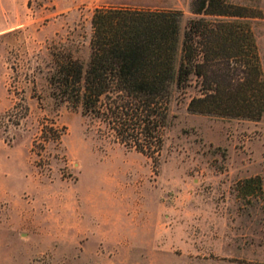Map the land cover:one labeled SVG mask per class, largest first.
<instances>
[{"label": "rangeland", "instance_id": "obj_1", "mask_svg": "<svg viewBox=\"0 0 264 264\" xmlns=\"http://www.w3.org/2000/svg\"><path fill=\"white\" fill-rule=\"evenodd\" d=\"M247 8L264 69V0ZM101 6L191 0H0V264H264V116L191 112L176 91L157 157L53 95V53L87 63Z\"/></svg>", "mask_w": 264, "mask_h": 264}, {"label": "trees", "instance_id": "obj_2", "mask_svg": "<svg viewBox=\"0 0 264 264\" xmlns=\"http://www.w3.org/2000/svg\"><path fill=\"white\" fill-rule=\"evenodd\" d=\"M180 9L101 6L92 16L87 63L63 46L53 53V95L106 123L128 147L157 157L177 90L193 77L200 95L191 112L223 118L264 116V69L244 20L247 8L229 0H191Z\"/></svg>", "mask_w": 264, "mask_h": 264}]
</instances>
